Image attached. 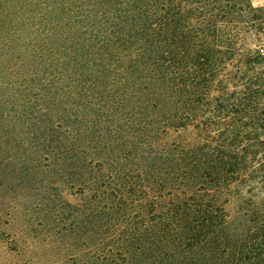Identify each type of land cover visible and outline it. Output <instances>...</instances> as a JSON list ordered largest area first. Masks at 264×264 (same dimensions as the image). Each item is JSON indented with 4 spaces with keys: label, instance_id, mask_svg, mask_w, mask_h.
<instances>
[{
    "label": "trees",
    "instance_id": "obj_1",
    "mask_svg": "<svg viewBox=\"0 0 264 264\" xmlns=\"http://www.w3.org/2000/svg\"><path fill=\"white\" fill-rule=\"evenodd\" d=\"M0 156L66 264H264V5L0 0Z\"/></svg>",
    "mask_w": 264,
    "mask_h": 264
},
{
    "label": "rangeland",
    "instance_id": "obj_2",
    "mask_svg": "<svg viewBox=\"0 0 264 264\" xmlns=\"http://www.w3.org/2000/svg\"><path fill=\"white\" fill-rule=\"evenodd\" d=\"M250 2L264 5V0ZM247 42L250 46L259 43L251 34ZM2 159L0 156V264H66L71 250L60 234L64 230L59 232L51 211L38 204L34 183L18 181L13 172L17 161Z\"/></svg>",
    "mask_w": 264,
    "mask_h": 264
}]
</instances>
